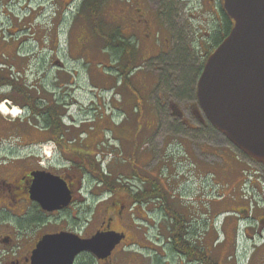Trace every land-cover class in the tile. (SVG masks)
<instances>
[{"label": "flooded vegetation", "instance_id": "obj_1", "mask_svg": "<svg viewBox=\"0 0 264 264\" xmlns=\"http://www.w3.org/2000/svg\"><path fill=\"white\" fill-rule=\"evenodd\" d=\"M11 1L1 0L0 3L1 13L11 20L10 33L17 32L14 27L32 34L40 31L38 21L40 17H47V13H42L44 6L33 7L34 0H25L21 11L30 12L19 17L11 13V7L16 4ZM76 1L80 8L87 10L95 0ZM98 1L96 10L99 11V7L98 13L107 10L109 19L105 22L113 25L114 30L106 35L84 28L78 40L82 53H87L89 45L101 44L95 43L98 36L100 42L106 39L115 49L116 42L117 47L123 45V50L132 49L135 41L138 43L135 49L148 60L174 50L168 19L174 4L188 0ZM59 3L62 18L68 3L67 0H59ZM196 8L197 14L192 13L191 17L202 12L217 19L219 33L214 37V46L217 37L228 28L224 0H201ZM26 16L27 21H24ZM231 22L233 24L232 19ZM54 28L50 24L43 26L45 34L55 32ZM162 32L166 35L164 39ZM212 37L210 31H205L202 39L211 43ZM54 46L51 49H56ZM123 52L119 51L120 57ZM4 55L1 58L10 63L7 62L10 57ZM52 56L62 68L69 59L61 60L56 52L50 58ZM53 86L56 88V84ZM36 87L33 96L24 92L18 78L9 79L5 86L0 82V264H65L52 250L49 256L38 252L45 237L66 233L88 240L108 232L116 236L110 250L97 253L82 250L74 255L71 264H171L170 258L180 259V264H213L218 263L215 259L219 258H224L226 264H264V181L260 180L264 176V164L244 153L229 154L227 158L217 155L222 163L218 166L215 184L221 188V195L213 196L219 201L215 205L211 203L208 222L201 224L198 217L204 209L200 206L182 209L175 204L170 208L163 194L150 196L152 185L146 181L143 189L122 194L114 189L116 186L108 184L114 179V172L101 168L103 174H92L89 159L95 155L85 152L83 148L88 146L82 141L87 124L74 127L72 119L66 121L67 110H57L52 102L53 89L45 84ZM172 105L180 114V109ZM4 106L9 111L4 112ZM15 106L25 116L29 115L27 119L37 120L36 123L25 120L23 113L13 115ZM188 125L198 129L192 123ZM76 131L77 136L72 137ZM92 176L98 180V187H102L99 198L95 195L94 201L89 202L84 188ZM53 178L62 179L72 195L71 202L67 206L59 204V209L54 208V195L47 193ZM98 187L92 188L90 194L96 193ZM133 187L130 182V188ZM86 189L88 191V187ZM200 230L207 231L203 238H200ZM176 239L181 241L178 246L174 244ZM244 259L247 262H243Z\"/></svg>", "mask_w": 264, "mask_h": 264}, {"label": "rangeland", "instance_id": "obj_2", "mask_svg": "<svg viewBox=\"0 0 264 264\" xmlns=\"http://www.w3.org/2000/svg\"><path fill=\"white\" fill-rule=\"evenodd\" d=\"M200 1L188 0L173 5L167 27L174 50L168 55L148 60L135 49L138 43L132 42V49L136 50L131 63L133 68L125 79L121 75L130 56L123 50V45L117 48L116 42L117 50L113 48V51L117 57L115 54L107 57L103 55L102 46L109 50L112 47L106 39L102 38L100 42L98 36L95 43L101 44L96 47L89 45L87 53L80 50L78 40L84 28L106 35L113 33V25L105 22L109 19L107 10L98 13L100 7L97 11L96 3L84 10L76 0H67L68 6L64 3L66 14L61 18L59 0H34L33 7L43 5L42 13H47V17H40L41 29L36 34L19 31L16 27L12 29H17V32L11 34V20L1 13L0 7V61H3L0 63V82L5 86L9 79L18 78L24 92L31 94L36 93L39 84L53 89L50 93L52 102L56 105L60 101L58 110H67L66 121L72 119L74 127L80 123L87 124L83 128L82 141L88 148L85 146L83 149L87 154L95 155L99 163L103 159L104 166L115 173L114 178L118 181L115 183L116 191L131 193L134 189H143L146 181L152 185V191L166 196L170 208L175 204L182 209L186 206L204 209L198 217L203 224L208 222L207 212L211 203L215 205L219 201L213 196L221 195V188L215 184L218 166L222 163V158L217 155L227 158L229 154L242 152L210 124L198 105L197 84L206 58L224 40L228 31L218 36L213 46L214 37L219 33L215 16L201 12L191 17L192 13L197 14L196 7ZM11 2L16 3L11 7V13L19 17L29 14V10L21 11L25 0ZM49 24L55 27V32L45 34L43 26ZM205 31L212 33L211 43L202 39ZM164 34L161 33L163 39ZM53 46L56 49H51ZM118 51H124L123 56L120 57ZM55 52L61 60L69 58L64 61L65 69L52 60L53 56L50 58ZM4 54L10 57L7 59L10 63L1 58ZM172 104L182 114L176 113ZM15 108L20 109L18 106ZM23 116L25 120L37 121L32 117L27 119L29 115L25 116V113ZM73 133L72 137H76L78 131ZM259 170L263 171L262 168ZM263 177L260 180L264 181ZM97 181L92 176L85 183L84 195H88L89 202L94 201L95 195L99 198L102 186L98 187ZM130 182L133 188H130ZM96 187L99 190L90 194V190ZM150 196L155 195L150 193ZM155 229H152V235ZM206 232L200 230V238ZM170 260L171 264H180V259ZM215 260L226 264L224 258Z\"/></svg>", "mask_w": 264, "mask_h": 264}, {"label": "water", "instance_id": "obj_3", "mask_svg": "<svg viewBox=\"0 0 264 264\" xmlns=\"http://www.w3.org/2000/svg\"><path fill=\"white\" fill-rule=\"evenodd\" d=\"M224 7L234 26L205 64L197 85L198 102L213 127L242 153L264 164V0H224ZM47 193L54 195L55 209L72 200L60 178H53ZM114 243L112 232L88 240L60 233L45 237L38 252L49 256L52 250L71 264L82 250L103 252Z\"/></svg>", "mask_w": 264, "mask_h": 264}, {"label": "trees", "instance_id": "obj_4", "mask_svg": "<svg viewBox=\"0 0 264 264\" xmlns=\"http://www.w3.org/2000/svg\"><path fill=\"white\" fill-rule=\"evenodd\" d=\"M225 18L227 19V24H228V28H227V34H229L230 33V31H231V29H232V26H233V24H232V22H231V19L225 14ZM80 44V43H79ZM126 52H128L127 54H128V56H130V58H129V61L127 62V64H126V66H125V69L123 70V72H122V77L124 78L125 76H127V75H130V73H131V71H132V68H133V66L131 67V63H132V59H133V52H134V54H135V52H136V50L134 51V49H130V50H125ZM126 54V55H127ZM125 79V78H124ZM58 102V103H57ZM55 104V106H56V109L58 110L59 108H60V101H57ZM63 108H64V106H62ZM60 111H62V110H60ZM65 112V111H64ZM74 148H76L75 146H74ZM77 148H79V149H81V147H77ZM92 156V155H91ZM94 158H90L89 159V167H90V169H91V172H92V174H94V175H98V174H103V172H101V164H102V162L100 161V163L97 161V158H96V156H93ZM85 164H88V163H85ZM100 169V170H99ZM116 180V181H115ZM118 181H117V178H114L113 180H110V181H108V184H109V186H116V184L115 183H117ZM118 184V183H117ZM156 185L154 184V187H155ZM115 190H116V187L114 188ZM151 194L152 195H162L160 192L159 193H157L156 194V192L155 191H152L151 192ZM140 195V194H139ZM144 195V194H143ZM155 196H153V198H155ZM181 243V241H179L178 239H176V241L174 242V244H176L177 246L178 245H180V243ZM203 260V259H202ZM213 264H218V263H213Z\"/></svg>", "mask_w": 264, "mask_h": 264}, {"label": "crops", "instance_id": "obj_5", "mask_svg": "<svg viewBox=\"0 0 264 264\" xmlns=\"http://www.w3.org/2000/svg\"><path fill=\"white\" fill-rule=\"evenodd\" d=\"M117 50V49H116ZM102 52H103V55H105V56H107V57H109L110 56V54H112V55H114L115 54V51H113V48H112V50H109V48L107 47V46H102ZM119 52V51H118ZM119 55H120V53H119ZM116 57H117V55H116ZM118 73L120 74V71L118 70ZM119 76V75H118ZM117 77V76H116ZM119 78H120V76H119Z\"/></svg>", "mask_w": 264, "mask_h": 264}, {"label": "bare ground", "instance_id": "obj_6", "mask_svg": "<svg viewBox=\"0 0 264 264\" xmlns=\"http://www.w3.org/2000/svg\"><path fill=\"white\" fill-rule=\"evenodd\" d=\"M2 107H3V106H2ZM1 109H2V108H1ZM3 111H4V112H7V111H9V110H7V109L5 108V106H4ZM11 113H12L13 115H19L21 112H20V109L15 108Z\"/></svg>", "mask_w": 264, "mask_h": 264}]
</instances>
